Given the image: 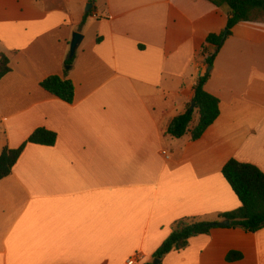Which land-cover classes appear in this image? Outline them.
<instances>
[{
	"label": "crops",
	"instance_id": "1",
	"mask_svg": "<svg viewBox=\"0 0 264 264\" xmlns=\"http://www.w3.org/2000/svg\"><path fill=\"white\" fill-rule=\"evenodd\" d=\"M229 16L206 0H0V154L57 135L0 181V264H150L176 221L241 207L222 171L264 173V22L238 24L209 72ZM207 73L219 118L196 142L169 136ZM52 76L72 81V104L41 87ZM162 264H264V229H215Z\"/></svg>",
	"mask_w": 264,
	"mask_h": 264
},
{
	"label": "trees",
	"instance_id": "2",
	"mask_svg": "<svg viewBox=\"0 0 264 264\" xmlns=\"http://www.w3.org/2000/svg\"><path fill=\"white\" fill-rule=\"evenodd\" d=\"M94 0H90L93 3ZM218 8L228 7L230 16L225 31L220 35H210L207 44L216 47V52L206 58V65L212 68L214 61L224 46L226 39L232 36L233 29L240 23L264 22V0H206ZM90 14H87L86 18ZM227 38L224 40L225 32ZM205 53V51H204ZM74 58L66 61V67L73 66ZM10 60L5 55H0V81L10 72ZM70 69L65 71V76ZM210 78V73L201 77L195 88L192 102L195 109L188 110L176 117L168 127L167 134L175 139H181L191 134V140H200L206 131L217 121L220 116V102L205 91V86ZM41 87L51 95L63 102L72 104L75 97V86L72 81L52 76L41 83ZM196 111L198 120L195 121ZM57 142V135L45 129L36 130L30 138L16 150L5 149L0 154V181L9 177L22 153L28 144L52 147ZM222 175L231 189L238 197L241 207L233 212L221 214L215 222L205 221L200 218H184L172 225V233L161 245L154 255V261L162 264L164 259L172 252H182L188 248L190 240L199 236H209L213 230L218 229L216 224L228 220V229H239L246 233L256 234L264 229V173L256 166L241 164L236 160H230L223 168ZM240 253L231 252L227 261L234 263L242 260ZM153 264V263H150Z\"/></svg>",
	"mask_w": 264,
	"mask_h": 264
},
{
	"label": "water",
	"instance_id": "3",
	"mask_svg": "<svg viewBox=\"0 0 264 264\" xmlns=\"http://www.w3.org/2000/svg\"><path fill=\"white\" fill-rule=\"evenodd\" d=\"M91 7L92 6L90 5L89 8H87V12L90 11ZM227 33H228L227 31L224 33V36H223L224 40L227 38ZM82 41H83V36L82 35H80L79 33H75L73 35V40L71 42V48H70V59L75 57L76 52H77L79 46L81 45ZM67 69H70V68H67ZM211 70H212V68H209L208 71L210 72ZM194 109H195V103L192 102L191 103V110H194ZM216 226L218 228H229L230 227V222L228 220H225V221H222V222H218L216 224ZM153 264H161V262L159 260H155L153 262Z\"/></svg>",
	"mask_w": 264,
	"mask_h": 264
},
{
	"label": "built area",
	"instance_id": "4",
	"mask_svg": "<svg viewBox=\"0 0 264 264\" xmlns=\"http://www.w3.org/2000/svg\"><path fill=\"white\" fill-rule=\"evenodd\" d=\"M163 155L166 157V159H169V154L167 152H163ZM140 259H142L140 256H135L128 260L127 264H137L138 261H141Z\"/></svg>",
	"mask_w": 264,
	"mask_h": 264
},
{
	"label": "rangeland",
	"instance_id": "5",
	"mask_svg": "<svg viewBox=\"0 0 264 264\" xmlns=\"http://www.w3.org/2000/svg\"><path fill=\"white\" fill-rule=\"evenodd\" d=\"M76 2H80L81 0H75ZM198 118V116H197V114H195V119H197Z\"/></svg>",
	"mask_w": 264,
	"mask_h": 264
}]
</instances>
